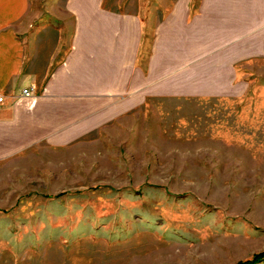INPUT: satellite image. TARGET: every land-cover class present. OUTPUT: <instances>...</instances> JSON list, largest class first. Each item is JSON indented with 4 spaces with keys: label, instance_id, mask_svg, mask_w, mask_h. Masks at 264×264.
I'll return each mask as SVG.
<instances>
[{
    "label": "rangeland",
    "instance_id": "1",
    "mask_svg": "<svg viewBox=\"0 0 264 264\" xmlns=\"http://www.w3.org/2000/svg\"><path fill=\"white\" fill-rule=\"evenodd\" d=\"M68 1L0 0V14L26 31L71 27ZM101 1L139 20L135 66L151 95L99 112L91 134L0 161V264H236L264 253V15L217 17L245 42L204 32L212 43L169 50L172 0ZM171 51L203 64L175 72Z\"/></svg>",
    "mask_w": 264,
    "mask_h": 264
},
{
    "label": "crops",
    "instance_id": "2",
    "mask_svg": "<svg viewBox=\"0 0 264 264\" xmlns=\"http://www.w3.org/2000/svg\"><path fill=\"white\" fill-rule=\"evenodd\" d=\"M190 3L171 2L164 41L169 50L182 46L178 43H212L203 42L204 32L224 33L213 43L245 42V36L229 34L235 29L227 26V18L222 23L217 17L264 15V0H199L197 12L189 19ZM66 10L74 19L73 26L40 24V30L31 31L11 21L12 15L0 14V97L4 98L0 103V161L40 144L60 146L91 134L99 112L123 114L125 96L151 95L135 66L142 45L139 20L108 12L101 0H69ZM249 29L244 31H253ZM155 49L153 45L148 83L155 79L151 73ZM172 54L175 72L183 71L185 63L203 64L204 55L185 60L182 54ZM24 88H33L34 96L20 98Z\"/></svg>",
    "mask_w": 264,
    "mask_h": 264
},
{
    "label": "trees",
    "instance_id": "3",
    "mask_svg": "<svg viewBox=\"0 0 264 264\" xmlns=\"http://www.w3.org/2000/svg\"><path fill=\"white\" fill-rule=\"evenodd\" d=\"M264 263V253L255 254L252 258L236 264H260Z\"/></svg>",
    "mask_w": 264,
    "mask_h": 264
},
{
    "label": "built area",
    "instance_id": "4",
    "mask_svg": "<svg viewBox=\"0 0 264 264\" xmlns=\"http://www.w3.org/2000/svg\"><path fill=\"white\" fill-rule=\"evenodd\" d=\"M34 96V89L33 88H24L20 92V98L22 99H30ZM4 101L3 97H0V103Z\"/></svg>",
    "mask_w": 264,
    "mask_h": 264
}]
</instances>
